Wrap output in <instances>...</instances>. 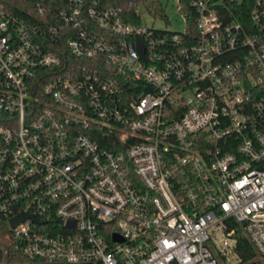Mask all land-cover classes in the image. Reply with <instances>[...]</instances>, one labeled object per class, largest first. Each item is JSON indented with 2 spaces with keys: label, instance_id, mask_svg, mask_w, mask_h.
I'll return each instance as SVG.
<instances>
[{
  "label": "built area",
  "instance_id": "built-area-1",
  "mask_svg": "<svg viewBox=\"0 0 264 264\" xmlns=\"http://www.w3.org/2000/svg\"><path fill=\"white\" fill-rule=\"evenodd\" d=\"M126 2L0 0L1 264H264V0Z\"/></svg>",
  "mask_w": 264,
  "mask_h": 264
},
{
  "label": "trees",
  "instance_id": "trees-1",
  "mask_svg": "<svg viewBox=\"0 0 264 264\" xmlns=\"http://www.w3.org/2000/svg\"><path fill=\"white\" fill-rule=\"evenodd\" d=\"M126 1L127 0H114V2L119 3L123 7V13L124 12L126 13V11L130 12V13H131V11L133 12L134 6L127 8V5H126L127 2ZM131 1L135 2V4H136V3H141V1L150 2L151 0H131ZM236 236L238 239L236 249H237L238 253L240 254V256H242L241 263L251 261V259L254 258V253H255L252 244L249 242L248 239H246V237L244 236V234L242 232H240V231L237 232ZM4 246L9 247V245L4 240H2L0 238V264H1L2 260H4V258H5V255L3 254V247ZM9 255H10V251H9Z\"/></svg>",
  "mask_w": 264,
  "mask_h": 264
},
{
  "label": "rangeland",
  "instance_id": "rangeland-1",
  "mask_svg": "<svg viewBox=\"0 0 264 264\" xmlns=\"http://www.w3.org/2000/svg\"><path fill=\"white\" fill-rule=\"evenodd\" d=\"M138 10L142 18L144 19V21L150 22L153 20L151 17H149L147 12L141 5H138ZM166 14L168 18L171 20L170 24L164 23L163 19L159 18L153 21V25H155L156 27H159V26L165 27V26H170V25L176 26V24H178L180 18L178 17V14L175 12V8L173 6H168L166 8Z\"/></svg>",
  "mask_w": 264,
  "mask_h": 264
},
{
  "label": "water",
  "instance_id": "water-1",
  "mask_svg": "<svg viewBox=\"0 0 264 264\" xmlns=\"http://www.w3.org/2000/svg\"><path fill=\"white\" fill-rule=\"evenodd\" d=\"M27 216V213H20L14 217H12L10 219L11 221V225H14L15 223H17L19 220H22L23 218H25ZM115 236V235H114Z\"/></svg>",
  "mask_w": 264,
  "mask_h": 264
}]
</instances>
